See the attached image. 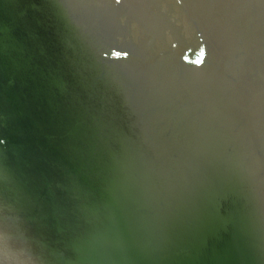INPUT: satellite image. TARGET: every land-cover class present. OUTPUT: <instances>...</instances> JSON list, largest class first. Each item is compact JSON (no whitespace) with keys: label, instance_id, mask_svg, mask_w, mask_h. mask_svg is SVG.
<instances>
[{"label":"water","instance_id":"1","mask_svg":"<svg viewBox=\"0 0 264 264\" xmlns=\"http://www.w3.org/2000/svg\"><path fill=\"white\" fill-rule=\"evenodd\" d=\"M0 264H264V0H0Z\"/></svg>","mask_w":264,"mask_h":264}]
</instances>
